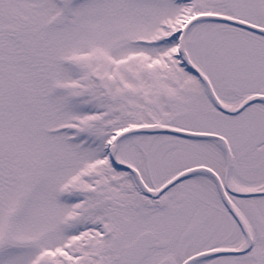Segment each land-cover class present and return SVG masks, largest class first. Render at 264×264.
I'll return each instance as SVG.
<instances>
[{
  "label": "snow or ice",
  "instance_id": "1",
  "mask_svg": "<svg viewBox=\"0 0 264 264\" xmlns=\"http://www.w3.org/2000/svg\"><path fill=\"white\" fill-rule=\"evenodd\" d=\"M0 264H264V0H0Z\"/></svg>",
  "mask_w": 264,
  "mask_h": 264
}]
</instances>
